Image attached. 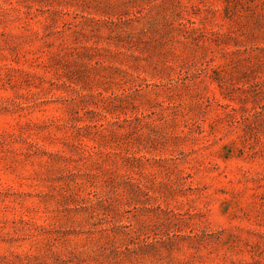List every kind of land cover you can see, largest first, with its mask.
Segmentation results:
<instances>
[{
	"label": "rangeland",
	"instance_id": "obj_1",
	"mask_svg": "<svg viewBox=\"0 0 264 264\" xmlns=\"http://www.w3.org/2000/svg\"><path fill=\"white\" fill-rule=\"evenodd\" d=\"M0 264H264V0H0Z\"/></svg>",
	"mask_w": 264,
	"mask_h": 264
}]
</instances>
